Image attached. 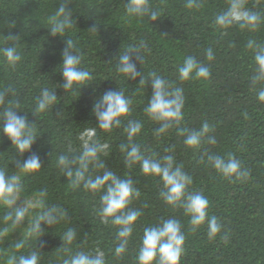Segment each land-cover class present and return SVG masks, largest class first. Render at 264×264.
<instances>
[{
  "label": "trees",
  "instance_id": "16d2710c",
  "mask_svg": "<svg viewBox=\"0 0 264 264\" xmlns=\"http://www.w3.org/2000/svg\"><path fill=\"white\" fill-rule=\"evenodd\" d=\"M64 0H0V47L10 33L18 35L21 61L12 70L0 57V91L12 89L6 100L19 103V115H26L29 123H36L38 138L30 153L19 156L10 141L0 134V168L15 170V161L39 155L41 169L23 178L25 198H32L41 189L46 190L45 203L66 211V218L46 227L43 236L27 238L25 253L40 248V264H62L67 254L63 234L69 228L76 231L72 252L100 248L106 253L108 264H136L135 257L143 229L163 219L176 218L185 233L181 264H264V103L252 89L255 73L254 50L247 47L249 40L264 45V21L255 32L240 30L237 26L218 29L214 20L226 11L227 0H200L202 7L187 9L186 0H150L159 19L131 20L125 15L128 0H68L73 29L64 37L49 33L48 17ZM247 8L264 17V0H247ZM95 25V33L90 30ZM72 39L82 55L83 68L93 76L91 85L75 94L64 91L60 72L62 52ZM145 41L150 53L145 61H136L140 75L127 80L115 70L119 53L129 46ZM211 49L214 59L207 61ZM208 66L210 78L205 81L181 83L176 66L188 56ZM155 71L184 91L185 106L182 127L199 129L203 122L211 128L209 135L215 145L205 142L198 150L187 149L184 137L175 129L155 135L159 125L151 121L143 109L152 94L151 81L139 85L141 76ZM43 88L55 92L57 102L45 113L34 112L36 97ZM123 90L132 101L129 117L143 124L134 138L146 155L158 157L172 154L176 164L192 177L191 191L203 192L209 200V212L221 223V233L214 240L207 237L206 225L191 230L182 209L166 207L159 198L158 180L145 177L139 165L128 167L120 145L127 143L124 125L106 134L97 129L102 142L109 144V154L102 157L106 166L121 178H131L140 190V197L131 207L141 209L132 238L123 259L114 255L115 229L100 223L98 209L100 194L82 187L72 189L68 179L57 166V157L69 147L77 152L78 137L96 124L92 114L94 101L109 90ZM2 110V108H0ZM126 124V121H125ZM166 150H170L166 153ZM209 152L222 156L231 154L249 171L243 181H229L216 173L206 162ZM100 174V173H94ZM146 205V206H145ZM38 209L32 210L22 227L0 236V264L4 254L14 243L24 239L25 227ZM0 212V228H3ZM43 242V247H41Z\"/></svg>",
  "mask_w": 264,
  "mask_h": 264
},
{
  "label": "clouds",
  "instance_id": "9594fccd",
  "mask_svg": "<svg viewBox=\"0 0 264 264\" xmlns=\"http://www.w3.org/2000/svg\"><path fill=\"white\" fill-rule=\"evenodd\" d=\"M68 0L60 3L55 12L48 17L49 33L53 37H64L73 29L71 13L67 11ZM247 0H227V9L218 13L214 26L218 29H229L237 26L240 30L255 32L260 27L264 17L259 12L247 8ZM187 9L202 7L200 0H186ZM125 15L129 21L147 18L154 22L160 13L151 6L150 0H128ZM96 31L95 25L90 30ZM18 35L11 33L4 37V46L0 47V57L9 69L14 70L22 57L18 47ZM247 47L254 50L255 73L251 77L252 89L257 93V99L264 103V45L249 40ZM151 49L145 41L129 46L123 53H119L115 70L129 80H136L140 73L137 71L136 61L144 63V53ZM82 55L72 39H68L62 52L60 72L63 78L64 91L75 94L81 88L91 85L92 73L81 66ZM207 61L214 59L211 49L206 52ZM177 79L183 84L190 81H205L210 78L211 70L199 62L196 57L188 55L183 62L176 66ZM151 81L152 94L147 100L143 111L145 115L159 127L155 135L175 129L177 134L184 137L187 149L198 150L207 142L215 145L216 140L209 135L211 128L205 121L199 129L182 127L184 119L185 98L181 87H174L173 82L155 71L144 74L139 85L145 86ZM12 89L0 91V134L10 141L19 156L30 153L39 134L36 123H29L26 115H19V103L6 100V94ZM57 102L54 91L43 88L36 97L34 112L45 113ZM132 101L126 98L123 90H109L94 101L92 114L95 116L94 127L85 128L79 135L80 148L77 152L69 147L66 153L57 157V166L68 179L72 189L83 188L93 194H100L98 216L100 223L111 225L116 231L113 255L117 260L123 259L132 238L135 224L142 215L141 209L132 208L134 200L141 195L134 186L131 178H121L109 169L102 157L109 154V144L101 141L97 129L106 134L124 125L127 143L120 145L124 153L125 164L128 167L139 165L145 177L158 180L161 185L159 198L166 207L182 209L188 218L190 229L195 231L207 228V237L214 240L221 233V223L217 217L209 212V200L203 192L191 191L193 183L181 165L176 164L172 154L157 156L146 155L141 146L134 142V138L141 132L143 124L139 120L129 117L132 113ZM126 121V124H125ZM170 150H166V153ZM207 164L229 181H243L248 178L249 171L243 169L241 162L231 154L222 156L217 153L207 154ZM41 161L39 155L32 153L27 159L16 160L15 170L8 171L0 168V212L3 213L4 227L0 228V236L9 231L22 227L30 212L38 209L34 217L27 222L24 239L14 243L12 250L4 254L2 264H40V248L22 251L26 247L27 238H40L48 226L55 225L66 218V211L57 207H48L45 203L46 190L41 189L32 198H25L23 178L39 172ZM94 173H100L95 174ZM146 206V205H145ZM42 225L46 227H42ZM62 251L67 254L62 264H108L106 253L100 248L91 251L72 252L71 246L76 239V231L69 228L63 234ZM185 233L180 220L176 218L163 219L159 223L149 225L143 229V235L138 245L135 257L136 264H181L184 254ZM43 247V242H41Z\"/></svg>",
  "mask_w": 264,
  "mask_h": 264
}]
</instances>
